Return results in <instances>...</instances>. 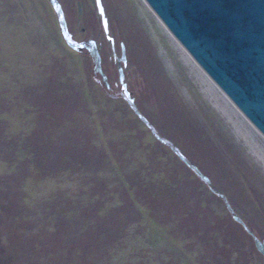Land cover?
Wrapping results in <instances>:
<instances>
[{"label": "rangeland", "instance_id": "obj_1", "mask_svg": "<svg viewBox=\"0 0 264 264\" xmlns=\"http://www.w3.org/2000/svg\"><path fill=\"white\" fill-rule=\"evenodd\" d=\"M263 243L264 137L142 0H0V264H264Z\"/></svg>", "mask_w": 264, "mask_h": 264}, {"label": "water", "instance_id": "obj_2", "mask_svg": "<svg viewBox=\"0 0 264 264\" xmlns=\"http://www.w3.org/2000/svg\"><path fill=\"white\" fill-rule=\"evenodd\" d=\"M142 1L264 137V0ZM259 248L264 252V243Z\"/></svg>", "mask_w": 264, "mask_h": 264}]
</instances>
